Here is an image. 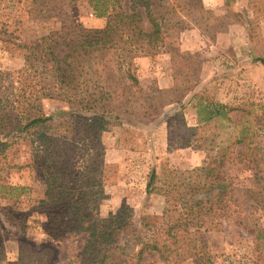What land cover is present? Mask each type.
Here are the masks:
<instances>
[{"label": "trees", "instance_id": "trees-1", "mask_svg": "<svg viewBox=\"0 0 264 264\" xmlns=\"http://www.w3.org/2000/svg\"><path fill=\"white\" fill-rule=\"evenodd\" d=\"M30 1L34 18H58L60 27L17 45L24 54L18 86L0 96V200L23 202L27 196L30 214L44 219L40 229L51 240L82 236V249L68 264H141L145 256L148 263L160 260L163 264L195 259L198 235L219 229L215 216L219 207L227 202L237 207L240 200H252L251 191L241 194L225 182L219 170L225 160H241L242 153L226 159L225 151L218 150L217 167L181 172L183 179L179 183H166L164 176L153 171L146 191L164 197L168 207L160 218L143 216L139 228L132 229L125 209L106 218L100 215L104 156L101 136L121 127L124 121L151 120L170 105H180L182 111V103L191 93L196 125L189 126L177 112L168 145L215 150L214 142L202 132L215 122H235L231 114H240L236 122L246 115L239 105L221 103L206 89L195 93L200 62L171 48L179 30L194 26L203 33H224L231 24L242 22V13L228 10L219 17L201 0H86L93 17L106 20L103 28L91 29L66 17L67 7L78 0H64L61 11L48 7L51 0H42L37 6L36 1ZM257 1L249 0L253 11ZM231 2L225 0L226 7ZM7 34L0 23V40L12 42L5 38ZM162 50L176 55L181 80L176 86L144 93L134 61ZM253 62L264 66L262 58ZM44 100L63 102L68 112L58 118L46 115L41 105ZM24 143L31 150L30 163L10 164ZM249 161H254L252 155ZM8 170L38 174L41 197L32 195V186L10 184L8 173L3 176ZM255 205L249 206L250 214L263 209V205ZM16 223L23 228L22 219ZM261 234L263 229L259 227L255 239ZM25 249L22 245L18 261L7 264H26ZM29 252L34 257L35 252ZM44 253L35 256H43L40 264H48L49 254Z\"/></svg>", "mask_w": 264, "mask_h": 264}, {"label": "rangeland", "instance_id": "rangeland-1", "mask_svg": "<svg viewBox=\"0 0 264 264\" xmlns=\"http://www.w3.org/2000/svg\"><path fill=\"white\" fill-rule=\"evenodd\" d=\"M34 1L37 6L42 0ZM201 1L206 9L219 17L226 15L228 10L241 12L242 22L233 23L226 32L216 35L203 33L194 26L179 30L174 35L176 42L171 50L200 62L195 93L206 89L221 103L239 105L246 116L236 122L240 114H231L235 122H215L202 132V136L214 142L215 150L196 146L180 149L168 145V133L177 112H181L189 126L196 125L195 101L191 93L183 101L182 111L180 105H170L159 116L152 114L155 117L151 120L124 121L121 127L104 133L101 136L104 156L100 169L103 194L98 201L99 212L102 218H106L125 209L130 214V226L138 229L143 216L160 218L164 208L168 207L164 197L146 191L153 171L164 176L166 183H179L178 180L183 179L181 172L197 167H217L218 150L225 151L226 159L235 158L240 152L241 160H225L219 170L225 182L238 188L243 192L241 194L251 191L249 197L252 200H240L237 207L228 202L221 205L215 213L219 229L198 235L197 256L181 264L198 261L203 264H264V66L253 62L258 58L264 59V2H255L256 10L253 11L248 6L249 0H232L229 7H226L225 0ZM48 7L61 11L65 1L51 0ZM32 8L30 0H0V23L8 32L5 38L12 41L0 40V96L3 91L18 86L24 54L17 45L38 39L60 27L58 18L47 21L34 18ZM67 9L66 17L85 28L101 29L105 25V19L93 17L86 0H78ZM134 63L144 93L176 86L181 80L174 53L162 50L152 57L137 58ZM41 105L46 115L56 118L68 112L67 105L60 101L44 100ZM69 137L76 140V136ZM238 139H241L240 143L236 142ZM200 144L198 142L197 146ZM30 153L26 143L20 145L10 164L30 163ZM250 155L254 159L252 162L249 161ZM7 173L10 184L32 186V195L41 197V178L34 171L8 170L3 176ZM252 204L258 208L263 205V209L250 214L249 206ZM30 211L27 196L23 202L0 200V264L17 262L22 245H25L28 257L26 264H40L43 256H35L43 251L49 254L48 264H68L81 251L83 237L51 240L40 229L44 219L31 215ZM21 219L23 228L18 223L14 224ZM259 227L263 234L256 240ZM29 250L35 252L34 257ZM134 250L137 251L138 247ZM146 259L145 256L141 264H163L160 260L148 263Z\"/></svg>", "mask_w": 264, "mask_h": 264}]
</instances>
